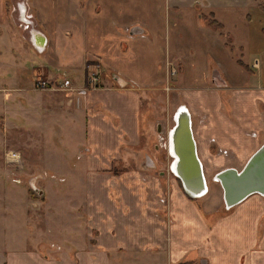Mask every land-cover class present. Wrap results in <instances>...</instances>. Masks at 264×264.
<instances>
[{"label":"crops","instance_id":"crops-1","mask_svg":"<svg viewBox=\"0 0 264 264\" xmlns=\"http://www.w3.org/2000/svg\"><path fill=\"white\" fill-rule=\"evenodd\" d=\"M14 1L0 0V122L6 126L12 107L15 117L31 122L39 115L45 124L81 128L77 150L85 155L64 175L83 188L86 220L83 238H67L73 250L50 256L36 246L1 249L0 264H264V197L206 213L208 194L186 190L168 148L177 116L185 124L189 118L209 186L218 185L222 171H242L264 145V27L253 34L250 8L179 0L169 8L165 0ZM27 62H33L31 87L20 74L2 80L3 68ZM77 68L81 85L70 81ZM39 79L67 80L79 90L39 92ZM21 157L6 161L18 164ZM4 172L0 167V184ZM13 194L6 200L16 204Z\"/></svg>","mask_w":264,"mask_h":264},{"label":"rangeland","instance_id":"rangeland-1","mask_svg":"<svg viewBox=\"0 0 264 264\" xmlns=\"http://www.w3.org/2000/svg\"><path fill=\"white\" fill-rule=\"evenodd\" d=\"M15 1L17 2V0ZM77 1L84 5L89 4L88 0ZM165 1L168 8L174 2V0ZM197 1L203 6H215L223 3L246 4L254 17L253 34L264 27V24H260L257 18L260 13L258 5L262 4L261 0H179L183 5ZM23 30L24 27H22ZM24 31L21 32L23 36ZM0 47L5 51V45L0 44ZM57 56L61 62H66L62 50L57 52ZM32 63H25L22 69L15 66L12 69L3 68L5 73L1 75L2 80L4 81L7 73L10 74L9 77L20 74L23 76L22 80L29 83L28 87H31L33 69L30 66ZM73 65L80 67V60L76 59ZM92 73L97 74L95 71ZM83 79L82 69L77 68L70 81L75 85H81L84 82ZM40 81L58 87L50 81L37 80V82ZM8 83L7 81L6 84ZM65 83L72 86L67 80L60 84ZM8 85L11 86V84ZM72 87L76 90L75 92H78L79 89L75 88L76 86ZM9 95H14V93ZM25 108L28 109V106ZM10 109L11 114L6 126L4 127V123L0 122V167L5 166L6 169L4 172L6 177L0 184V250L9 251L15 248L36 246L37 251L50 256L60 255L66 250L71 251L73 249L70 250V248L73 246L68 243L67 238L71 237L74 240L83 238L86 216L83 188L78 185L76 177L75 181H72L71 179L74 180V177L69 178L64 174L66 166L74 170V164L78 162V157L85 155V150L82 147L77 150L82 140L77 135L79 132L81 133V128L76 125L72 126L74 130H71L68 123L65 122L63 125L58 120L51 124H45L40 121L43 117L39 115L36 118L32 117L36 120L31 122L29 117H15L13 108ZM173 119L175 116L171 117L169 129L173 126ZM169 129L166 130V137L169 135ZM11 151L13 153L20 152L22 157L18 164L6 161V156ZM53 166H58L59 169H55ZM33 180L34 185L32 184ZM209 184L210 191L206 197V203L203 205L204 210L206 213L214 211L220 215L225 205L223 189L219 183L215 185L209 181ZM14 192L15 199L19 200L16 204L19 203V206L8 201L10 200L9 194ZM2 251L0 256H2Z\"/></svg>","mask_w":264,"mask_h":264},{"label":"water","instance_id":"water-1","mask_svg":"<svg viewBox=\"0 0 264 264\" xmlns=\"http://www.w3.org/2000/svg\"><path fill=\"white\" fill-rule=\"evenodd\" d=\"M133 33H140V30L135 29ZM118 83L121 86H126V83L122 80L118 79ZM187 126L190 133L189 131H186ZM190 126V120L187 118V124H185V122L182 123L179 142L178 134L174 141L173 139L169 140L168 148L170 151L171 147L176 148V150L178 149L177 156H181L182 167H180L182 174L177 172V175L183 181L186 190L192 195H195L189 190L186 183L187 181H190L195 185L196 183L199 184V188L201 189L205 190L206 188L201 185L200 175L203 172L197 160L195 142L192 139L193 137H191ZM178 127H180L179 123L174 128V131H177ZM174 131L172 132L173 134L175 133ZM181 136L184 137V141L181 140ZM171 153L173 156L176 154L174 149ZM177 162L179 163V159H176L175 165ZM215 180L219 181L223 189L224 202L228 209L235 207L252 195H260L264 197V145L252 156L242 171L239 172L233 169L225 170L217 174ZM32 184L34 185V180L32 181Z\"/></svg>","mask_w":264,"mask_h":264},{"label":"bare ground","instance_id":"bare-ground-1","mask_svg":"<svg viewBox=\"0 0 264 264\" xmlns=\"http://www.w3.org/2000/svg\"><path fill=\"white\" fill-rule=\"evenodd\" d=\"M184 121H183V119H181V118H179L178 116H177V118H176V121H175V126L171 129V131L173 130L174 131V128L178 125V123H179V126L180 127H178V129H177V131H174L175 133V136H174V134L172 133L171 135H170V137H169V139H173V141H174V139L176 138V135H178L179 134V137H178V142H179V140H180V129H181V126H182V123H183ZM187 129H186V131H189V129H188V126L186 127ZM172 131V132H173ZM189 133H190V131H189ZM191 137H192V132H191ZM193 139V138H192ZM168 140V139H167ZM181 140L182 141H184V137L183 136H181ZM184 144V143H183ZM182 144V145H183ZM173 149H174V152H176V154H175V158L176 159H179V163L177 162L176 163V165H175V172L177 173H180V174H182V170H181V164H182V162H181V156H177V154H178V149L176 150V148H174V147H171V152H173ZM181 155V154H180ZM197 155V154H196ZM197 160H198V162H199V166H201V168H202V164H201V162H200V160H199V158L197 157ZM181 166V167H180ZM202 174L200 175V181H201V185L203 186V187H205L206 189L204 190V189H201V188H199V184H197L196 183V185L195 184H193L192 182H190V181H187L186 183H187V186H188V188H189V190L192 192V193H194L195 194V196H203V197H205V196H207V194L209 193V186H208V181H207V179H206V176H205V173H204V171H203V169H202ZM214 182H217V183H219V181L218 180H215ZM220 184V183H219ZM199 189V190H198Z\"/></svg>","mask_w":264,"mask_h":264},{"label":"built area","instance_id":"built-area-1","mask_svg":"<svg viewBox=\"0 0 264 264\" xmlns=\"http://www.w3.org/2000/svg\"><path fill=\"white\" fill-rule=\"evenodd\" d=\"M257 64L258 61L255 62V65ZM98 83H99L98 75L96 73H91V84H93L94 87H97ZM57 86L58 87H54L48 82L40 81L36 83L35 88L40 91H61L66 93L68 96H71L72 93L76 91L72 86H69L67 83L59 84ZM181 111L182 108L178 110L177 114L181 113ZM7 158L8 161H14V160H19L20 156L16 153L10 152L9 154H7Z\"/></svg>","mask_w":264,"mask_h":264},{"label":"trees","instance_id":"trees-1","mask_svg":"<svg viewBox=\"0 0 264 264\" xmlns=\"http://www.w3.org/2000/svg\"><path fill=\"white\" fill-rule=\"evenodd\" d=\"M261 1H262V4H260V8H261L262 12H264V0H261ZM210 25H212V26H214V27L217 26L216 23H210ZM184 264H186V263H184Z\"/></svg>","mask_w":264,"mask_h":264}]
</instances>
